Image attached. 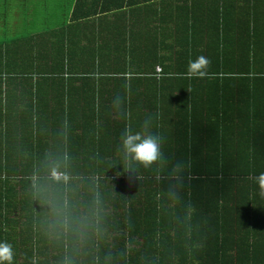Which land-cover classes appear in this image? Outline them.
Returning <instances> with one entry per match:
<instances>
[{
    "label": "trees",
    "instance_id": "trees-1",
    "mask_svg": "<svg viewBox=\"0 0 264 264\" xmlns=\"http://www.w3.org/2000/svg\"><path fill=\"white\" fill-rule=\"evenodd\" d=\"M42 1L65 4L47 24L18 11L27 34L0 14L12 31L0 27V241L13 264H264V136L249 130L264 128V0H164L127 31L121 11L139 2ZM105 29L126 49L103 72ZM197 56L207 74L188 78ZM125 128L158 135L160 158L126 157Z\"/></svg>",
    "mask_w": 264,
    "mask_h": 264
},
{
    "label": "clouds",
    "instance_id": "clouds-1",
    "mask_svg": "<svg viewBox=\"0 0 264 264\" xmlns=\"http://www.w3.org/2000/svg\"><path fill=\"white\" fill-rule=\"evenodd\" d=\"M208 65L209 61L204 56H197L195 59L188 61L184 75L188 78H204L207 74ZM148 123L146 120L145 128L148 127ZM120 147L126 157L143 164L145 167L156 162L161 156L160 137L147 132H132L125 128L121 135ZM54 178H57L55 173ZM254 182L261 193H264V172H260L255 176ZM0 264H13L12 246L5 241H0Z\"/></svg>",
    "mask_w": 264,
    "mask_h": 264
},
{
    "label": "crops",
    "instance_id": "crops-1",
    "mask_svg": "<svg viewBox=\"0 0 264 264\" xmlns=\"http://www.w3.org/2000/svg\"><path fill=\"white\" fill-rule=\"evenodd\" d=\"M132 1H136V2H139V3L132 5L131 6L132 8H128V7L126 8V7H124L123 11H121V13L124 15L123 16V19L124 20L122 22V25L124 26V29L126 31H127V28L126 27H129L135 21V15H136L135 10H138L139 11L141 8L144 9V10H146V9H148L147 7H150V4L152 6H159L164 0H150V3H146L148 0H132ZM0 4H2V3H0ZM129 13L131 14V16H130ZM145 16H146V14L144 12H141V13L138 14L137 18L139 19V21H143V18H145ZM7 18H8V16H7ZM146 20H147V18L145 19V21ZM1 23L3 24V23H5V21L0 20V24ZM23 23L25 25V21ZM2 24H1V26H2ZM102 25L104 26L103 23H102ZM103 33L108 34L110 36L109 37V36L104 35V38L108 39L107 44L106 45L100 44V45H98L97 47H94V48H97L98 49L100 56H101V53H102L104 57H108V59H109L108 60V63H107V66H103L102 65L101 66V70L103 72L113 71V65H116V63H118L120 61L121 56L124 55L123 52L126 49V45H124L123 43H121V42H123V37L121 35L113 34V36H112V35L109 34L110 33V30H106V29L104 30ZM89 36H90V39L92 38L93 41L95 40V37L93 36V34L90 33ZM33 38H35V36ZM84 43H86V41H83V44ZM33 45L35 46V44H33ZM87 48H93V47L91 45H89ZM36 52H38V50L33 53L34 54L33 55L34 58L37 56L36 55ZM124 67H125V63L122 62L121 69H123ZM157 68H160V67L158 66ZM157 68H156V72L159 73L158 70H157ZM138 76H140V75H138ZM137 84H139V82L134 81V82L130 83V87H132L134 85L133 89L135 88L137 90V91H133L132 90L133 93L139 92L140 89L142 88V87H139V86L136 87ZM249 130L254 132V137L264 136V134L261 132V131H264V128L262 126L259 129H255V128H252V126H249ZM170 160H175V159L173 157H171L169 159V161ZM220 180L221 179H218V182ZM71 213L72 212H70L68 214V217L62 216V219L63 218H66V223H70L71 222V219H70Z\"/></svg>",
    "mask_w": 264,
    "mask_h": 264
},
{
    "label": "rangeland",
    "instance_id": "rangeland-1",
    "mask_svg": "<svg viewBox=\"0 0 264 264\" xmlns=\"http://www.w3.org/2000/svg\"><path fill=\"white\" fill-rule=\"evenodd\" d=\"M23 1H25V4L23 3ZM51 1V0H49ZM66 2V0H65ZM0 14L1 16H4L5 18H7L8 16V21L9 19H11L12 17H14V19H16L15 23H12L13 25H15V33L19 32L17 34H27V32L30 31L31 25L27 24L24 25V20L22 19H18V11L22 10V12L25 14L27 13V10L29 9L31 11V15L33 17H35L37 20H43L45 19L44 23L47 24L48 22V18L51 19V16L54 17L56 16V11L58 9H60L65 3H62L60 6H55V4L53 2L47 3L45 5H43V1L42 0H0ZM20 4V7L18 9L15 8L13 9V6H18ZM28 8V9H27ZM139 12H145L144 9H140ZM15 13V14H14ZM70 15V13L68 14ZM12 21V20H11ZM52 23V22H51ZM51 23L49 24V26H51ZM1 26V25H0ZM9 26L8 24L5 26V31L4 29L1 27V32H5V34L3 35L4 38L5 37H11L10 33L12 31H8ZM14 30V29H13ZM7 31V32H6ZM2 33H0V40L2 39ZM102 42V40L100 42L97 43V46L100 45ZM88 44V43H86ZM89 45H87L88 47ZM60 174H57V176H59ZM65 217H68V215H66V213H64ZM66 228L69 227V224H65Z\"/></svg>",
    "mask_w": 264,
    "mask_h": 264
},
{
    "label": "built area",
    "instance_id": "built-area-1",
    "mask_svg": "<svg viewBox=\"0 0 264 264\" xmlns=\"http://www.w3.org/2000/svg\"><path fill=\"white\" fill-rule=\"evenodd\" d=\"M158 71H160V69H158Z\"/></svg>",
    "mask_w": 264,
    "mask_h": 264
},
{
    "label": "bare ground",
    "instance_id": "bare-ground-1",
    "mask_svg": "<svg viewBox=\"0 0 264 264\" xmlns=\"http://www.w3.org/2000/svg\"><path fill=\"white\" fill-rule=\"evenodd\" d=\"M162 72V71H161ZM160 78V77H159Z\"/></svg>",
    "mask_w": 264,
    "mask_h": 264
}]
</instances>
